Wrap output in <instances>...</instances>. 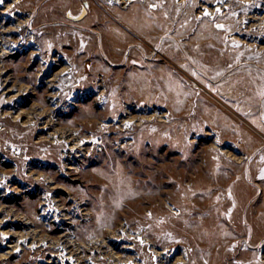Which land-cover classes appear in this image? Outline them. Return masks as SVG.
<instances>
[{"label":"rangeland","instance_id":"374dc122","mask_svg":"<svg viewBox=\"0 0 264 264\" xmlns=\"http://www.w3.org/2000/svg\"><path fill=\"white\" fill-rule=\"evenodd\" d=\"M109 3L0 0V264H264V0Z\"/></svg>","mask_w":264,"mask_h":264},{"label":"bare ground","instance_id":"6f19581e","mask_svg":"<svg viewBox=\"0 0 264 264\" xmlns=\"http://www.w3.org/2000/svg\"><path fill=\"white\" fill-rule=\"evenodd\" d=\"M109 1H111L112 3H109ZM127 2V0H123V1H119V0H108V3L109 4H113V5H116V4H125ZM129 2V1H128ZM203 14V13H202ZM205 14V13H204ZM206 15V14H205ZM212 16V15H211ZM212 19H213V17H212ZM232 39H235V38H232ZM64 71H66V70H63L62 72L64 73ZM86 143H96L95 141H91V140H86V141H83L82 143H78V145L79 146H81L82 147V145H85ZM78 146V147H79ZM225 151V150H224ZM3 235V238L4 239H6V244L4 245V248L5 249H8L9 248V250H11L12 251V248L14 247V244L13 245H10V240L13 238V235L12 234H10V232H3L2 233ZM144 244H146V242H144ZM20 249V248H19ZM5 253V255L7 254V253H9V251H5L4 252ZM4 253H2V256L4 255ZM8 256V255H7ZM1 257V256H0ZM180 262H182V259L181 260H179L177 263H180Z\"/></svg>","mask_w":264,"mask_h":264}]
</instances>
